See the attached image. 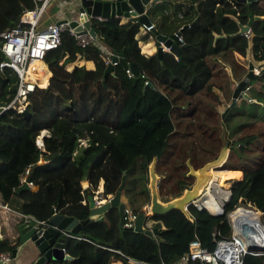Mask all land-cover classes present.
<instances>
[{
    "label": "trees",
    "instance_id": "16d2710c",
    "mask_svg": "<svg viewBox=\"0 0 264 264\" xmlns=\"http://www.w3.org/2000/svg\"><path fill=\"white\" fill-rule=\"evenodd\" d=\"M180 1L196 2V21L180 29L184 45L179 48L178 59L168 51H163L160 58L155 52H140L135 39L138 22L121 21L118 17L91 18L90 26L97 39L120 54L126 63H132L142 75L134 81L119 63L103 74V52L93 44L78 46L71 35L62 32L59 45L43 56L50 71L46 83L43 67L45 74L40 86L45 87H36L26 96L29 118H23L10 107L0 112L1 203L40 221L46 222L51 217L52 206L59 214L82 220L89 214L86 194H93L99 180L102 197L113 194L122 181L120 194L129 192V200L126 195L123 198L137 214L141 210L131 205L130 194H143L144 201L148 199L145 167L150 162L157 159L161 167H186L183 162H175L183 156L174 149L182 148L181 143L176 141L171 149L168 139L187 127L207 135L209 142L200 161L197 155L190 157L198 160L197 166L188 162L193 170L203 167L205 171L218 164L216 169L239 170L241 178L231 182L223 213L216 216L192 205L184 210L182 205L188 200L174 204L173 196L164 197L165 203L159 202L153 192V199L162 206L169 202V209L149 217L157 230L152 237L120 227L117 207H107L101 218L88 219L75 234L90 242L66 237L64 251L72 258L70 264H109L116 257L124 261L121 254L151 263H173L186 251L193 237L211 249L213 238L228 235L225 214L235 206L264 211V92L256 91L249 96L247 91L253 79L247 80L245 96L238 98L251 104L244 113L252 118L254 127L244 135L234 130L220 138L218 120H226L236 102L229 103L221 116L214 109L221 99L212 90L214 86L219 88L212 80L219 61L227 62L236 81L245 75L238 77L235 69L243 67L234 61L233 52L245 56L249 47L252 61L264 60V4L258 0L248 4L234 0ZM34 3L0 0V31L11 27L22 10L31 9ZM175 4L183 14V4L186 9L191 7L186 2ZM247 24L249 36L245 37L239 27ZM77 59L91 60L93 68L73 64ZM256 78L262 80L261 75ZM16 82L10 68H0V105L12 98ZM181 123L180 129H176ZM41 130L46 134L41 136L42 144L38 147L35 138ZM78 138H85L86 145L72 155ZM217 145H222L220 153L214 151ZM136 158L138 165L134 164ZM25 168L26 177L36 189L15 191L18 176ZM212 174L225 188L228 186L223 183L225 179L239 177L235 170H213ZM166 175L170 177V173ZM164 179L163 175L161 186ZM82 180L87 182L86 188L81 187ZM216 231L219 235H212ZM12 248L10 241L0 240V251L10 252ZM241 264H264V255L245 253Z\"/></svg>",
    "mask_w": 264,
    "mask_h": 264
},
{
    "label": "built area",
    "instance_id": "2783aa9c",
    "mask_svg": "<svg viewBox=\"0 0 264 264\" xmlns=\"http://www.w3.org/2000/svg\"><path fill=\"white\" fill-rule=\"evenodd\" d=\"M34 6L31 9H23L18 16L17 21L9 28L0 31V51L5 55L6 60L0 59V68L8 67L16 75L17 82L14 95L5 104L0 105V112L7 108H12L19 112L25 108L27 103L26 96L32 92L36 87L40 86L36 80L38 73L41 71V67L37 65V61L43 60V56L49 49L56 48L60 43V37L62 32H67L71 35L78 46H85L88 44L96 45L103 52V62L106 65L110 63L112 66L117 64V60H111L112 51L108 49L101 41H99L96 35H91L87 29L83 32H77L68 25L69 19H75L78 21V15H82L84 12H76L74 17L65 18V21L56 23L55 21H48L44 24H40V17L43 10L49 0H33ZM38 1V3H37ZM104 1V0H102ZM131 10V9H130ZM128 10L127 12H129ZM137 14L128 15L124 17V20H131L132 22H138L139 27L135 33V39L139 45V50L143 54H147L144 50L140 49L142 43L146 44V40L152 38L153 34L149 32L154 29V23L149 20L148 24H144L138 21ZM92 17L85 15V19L89 22ZM99 19V18H97ZM81 23V22H79ZM145 35V37H142ZM245 37L249 36V31L243 32ZM177 41L182 43L181 36H177ZM163 51H168V47L162 45L159 42ZM169 52V51H168ZM47 67V66H46ZM124 71L128 77L132 75V72L128 68H124ZM140 77L142 75L140 74ZM48 78V76H47ZM46 78V83H47ZM144 84H148L146 80H143ZM246 87L242 90L245 93ZM17 102V103H15ZM35 144L41 146V136L35 138ZM86 145L85 138H78L76 145L71 154H75L79 147ZM28 169L18 176L19 184L25 182L26 185L31 188L33 183L28 179L26 180ZM211 177L208 178L202 190L193 198L183 203L182 209L186 210L188 205H192L196 209H205L211 215H220L223 213V204L228 200L229 187L224 189L223 194L217 193L216 187L210 183ZM157 178L153 184L149 185V190L157 188ZM94 194V193H93ZM95 205H98L108 198L93 197ZM0 206L8 209L5 205L0 203ZM51 215L57 213L55 207L52 206ZM238 209H243L254 215L253 218H241L237 219L235 213ZM143 214L142 227L151 228L148 224L149 217L152 215L150 210V202L145 203L141 208ZM136 214L133 213L126 205L123 206L122 227H131ZM26 217V216H25ZM29 220L35 223H45V221L36 220L33 217L27 216ZM226 222L229 226V233L225 236H218L213 238L214 244L211 249H207L200 241L193 237L188 241L186 251L173 263L169 264H241L243 254L249 253L253 255H264V211L250 208L248 206L238 205L229 210L225 214ZM247 223L252 228V232L249 237V241H246L240 233V224ZM219 235L218 232L213 234ZM67 236L81 238L90 242L86 237L76 236L73 234H67ZM247 242L253 243L255 249L247 250ZM125 264H165L163 262L151 263L143 260L134 259L121 254ZM11 259L9 251H0V264H7Z\"/></svg>",
    "mask_w": 264,
    "mask_h": 264
},
{
    "label": "water",
    "instance_id": "95a60500",
    "mask_svg": "<svg viewBox=\"0 0 264 264\" xmlns=\"http://www.w3.org/2000/svg\"><path fill=\"white\" fill-rule=\"evenodd\" d=\"M156 0H79V5L77 6L76 12H84L82 15H78V21L75 19H69L68 25L73 28V30L77 32H83L84 29H87L91 35H94V31L90 26V22L85 19V15H88L92 18L99 19H107L113 17H127L128 15L137 14V19L139 22L148 24L149 20L147 14L145 13V6L150 5ZM238 3L248 4L253 0H234ZM196 5V2H193ZM131 9V10H130ZM130 10L129 12H127ZM251 19H249L250 21ZM61 21H65V19H60L55 21L59 23ZM196 19H193V22ZM81 22V23H79ZM190 24V22L188 23ZM180 27L174 33L165 34L162 32H157L155 29H152L151 32L153 34V39L156 43L155 54L157 57H161L163 52L161 45L168 47V51L174 55L175 58L178 59L179 48L184 45V43H180L177 41V36L180 35ZM248 29L247 25H241L239 27V32H244ZM0 59L2 61L6 60L5 55L0 51ZM111 60H117V62L123 67L128 68L132 75L130 79L132 81L135 80L136 77H140L138 71L134 68L132 63H126L120 54L116 51H112ZM251 64L247 66V72L244 78L237 81L231 91V101L232 105L235 100L242 96H245V93L242 90L245 87V84L252 76ZM112 69V65L107 63L105 65L103 74H106ZM256 74V73H255ZM254 74V75H255ZM20 114L23 118H29V112L24 108L20 111ZM223 113H221V116ZM158 155H156L157 157ZM123 173V172H122ZM28 180V178H26ZM122 188V181L118 184L116 190L113 194L109 195L108 199L103 200L98 205H95V201L93 199V195L91 193L86 194L87 207L89 209V214L87 218L78 220L72 216H67L59 213H55L51 215V217L45 223H35L32 220L24 219L20 223L16 225V230L18 234V241L23 243L25 241H30L32 246L34 247L35 258L29 264H55L59 263L62 260H69L71 257L64 253V242L66 239V233L75 235L80 227L88 220V219H99L101 218V213L109 206H116L118 209V224L122 227V217H123V206L124 204L119 201L120 191ZM32 190L29 188L25 182L20 183L15 191L19 190ZM95 197L101 199L102 197ZM169 209V206H162L156 200L151 199L150 201V210L151 214H163ZM143 222V214L141 212L137 213L132 226L129 229L137 232H142L147 236H154L157 233L156 227H142ZM252 232V228L247 223L240 224V233L244 237L246 241H249L248 234ZM247 250L255 249V245L253 243L247 242ZM10 255L13 257L15 255V248L10 250ZM2 264V263H1Z\"/></svg>",
    "mask_w": 264,
    "mask_h": 264
},
{
    "label": "rangeland",
    "instance_id": "374dc122",
    "mask_svg": "<svg viewBox=\"0 0 264 264\" xmlns=\"http://www.w3.org/2000/svg\"><path fill=\"white\" fill-rule=\"evenodd\" d=\"M258 1L260 4H264V0H258ZM168 4L172 5L175 9H177V6H179V5H176L175 2L174 3H168ZM56 6H58V5H54L52 0H50L49 3L46 5V8L43 10V12L41 14V20L43 18H46L47 15H52L54 12H56L58 10V8ZM152 6L153 7L150 10L148 8H146V12H147V16L151 19L152 22H154V18L152 16H154L156 18V17L162 15L161 11H159L158 8L163 9L164 7L160 6V5L156 6L155 4H153ZM182 6H183V11H184L185 10L184 8H186V7H184L185 6L184 4ZM193 7L195 9V5H193ZM156 9H158V10H156ZM62 10H63L65 17H70L75 12L74 5H64L62 7ZM165 10L166 11L168 10V12L170 13L169 15L166 16V20L167 19L170 20V19L175 17L174 14L168 8H166ZM195 11H196V9H195ZM165 23L168 24V21ZM170 23H171V21H170ZM149 40H151V39H149ZM151 42H153V41H151ZM232 58L234 59V61L236 63L242 65V67H243V70H241L240 68H237V69L234 68L237 72L238 77H240L242 74L246 75L248 64H251V66H252L251 71L253 74L248 79L249 80L253 79V80H251V83H250L251 87L247 91L248 95L253 96V93H255L256 91H260V90L264 92V88L262 87L263 83H264V81H263L264 80V60L260 61V62L252 61L250 58L249 52H248V54H246V52H245V56L238 55V57H236L234 54H232ZM218 61H219V59H218ZM219 62L216 66L217 67L216 75L213 76L212 80L214 81V84H218L219 88H216L217 91L216 90H214V91L217 94L218 98L221 99V103L215 104L214 109L216 110L217 113H220V115H221V113L224 114L225 109H226L225 107L231 101V91H232L234 85L237 83V81L234 79L233 72L230 70V67H229V65H227V62H224L221 64ZM43 74H45V72ZM245 75L244 76L242 75L241 77L244 78ZM257 75H261L262 80L257 79L256 78ZM227 79H229L228 83H227ZM227 86H228V88H227ZM214 89H215V86H214ZM224 89H227L228 91H226ZM209 97H211V95ZM235 102H236V105L228 111V118L224 121H222V119L218 120L219 128L217 130H218V134H219L220 138L222 137V134H224V136H228L229 134H232V132L234 130H239V132H237L236 134L239 133L238 135H244V133H248L250 131V129L252 127H254V125L251 124L252 118L248 117V114L244 113L245 109L248 110V108L251 106V104L248 103L245 98L244 99L238 98V99H236ZM240 112H242L244 114H241ZM217 118H218V114L215 117V120ZM182 124L183 123H181L179 126H176V129H180V126H182ZM208 124L210 125V124H212V122L209 121ZM250 125H252V126H250ZM44 134H46V131L41 130L39 132V134L37 135V137H40L41 135H44ZM233 136H235V134ZM232 138H234V137H232ZM176 141L178 143H181L182 148H179L178 146L174 147L175 152L180 151V153L184 157L180 155V158L178 157L177 160H175V162H178V163L183 162V163H185L186 167H161L159 164V161L157 159H155L153 162H150L147 165V167H145L146 187H147V191H148V199H146V201H144L145 197L143 194H135V193L130 194L131 205L133 207H139L141 210V208H143L145 203L149 202L150 197L152 199L153 192L155 193L156 199L159 202L165 203V201H163L164 197L170 199L173 196V199H172L173 203L174 204H180L181 202H183L185 200H190L191 198L195 197L202 190V187L205 185L208 178L211 177V173L213 170L225 171V172H230V171L236 170V169H231V170L216 169L218 164L208 167L205 171H203V167H198L197 168L198 170H196V169L193 170V167H191L190 164L197 166L198 165L197 158L200 161L202 156L207 152V146H209L208 145L209 142L208 143L206 142L207 141V135H203V133L200 134V132L198 130H192L190 127H187L185 131L179 132V130H178L173 136H171L168 139V143L171 144V149H172L174 143H176ZM221 147H222V145H217V148H215L214 151L215 152L217 151V153H220ZM227 151H228L227 149H224V153H227ZM192 155H197V158L194 157V158L190 159V157ZM186 161H187V163H186ZM138 162H139V158H136L134 160V164L138 165ZM188 162L190 164H188ZM169 173H170V177L168 178V176L166 174H169ZM163 175L166 177V179L163 180L164 182L162 183V186H161V181H162ZM156 178L158 181L157 188L149 190V185L154 183ZM236 179H238V176L234 177V178H227L224 180L223 183H224V185H226L228 183L227 184L228 185L227 188H228V187H230L231 182L233 180H236ZM34 188H36V187L35 186L32 187V189H34ZM224 188H225V186H224ZM122 194L126 195V200H129V192L128 191L126 193L123 192ZM121 198L125 202V204H127L125 199L123 197H121ZM169 201L171 202V200H169ZM168 203H166V205ZM128 207H131V206L128 205ZM147 220H149L150 226L153 227V222L151 223L150 218Z\"/></svg>",
    "mask_w": 264,
    "mask_h": 264
},
{
    "label": "crops",
    "instance_id": "0c3cea01",
    "mask_svg": "<svg viewBox=\"0 0 264 264\" xmlns=\"http://www.w3.org/2000/svg\"><path fill=\"white\" fill-rule=\"evenodd\" d=\"M49 1H48V3H49ZM52 2L54 5H58V6H56L58 8V10L56 12H54L52 15H47L46 18H43L40 21V24H44L48 21H57L60 19L69 18V17L64 16V13L62 10V7L64 5H74L75 12L70 17H74L76 15V9H77V6L79 5V0H52ZM174 2H186V3L190 4L191 7H190V9L184 8L185 14H183L184 12L178 11V9H175L172 5L168 4V3H174ZM153 4H155L156 6L160 5V6L164 7L163 9L158 8L159 11H161L162 15H160L156 18L154 16H152V17L154 18V22H153L154 23V29L158 30L159 32L165 33V34L174 33L175 31H177V29H179L183 25H187L189 22H191L196 15V13H195L196 11L193 7L194 3H191L188 1H180V0L179 1L156 0L153 3H151L150 5L145 6V13L146 14H147L146 8H148L149 6H152ZM166 8H168L174 14V16H175L174 18H172L170 20L169 19L166 20V16L169 13L168 10L167 11L165 10ZM158 9H156V10H158ZM118 18H120L121 21H126L123 19L124 17H118ZM148 20L151 21V19L149 17H148ZM167 21H168V24L165 23ZM170 21H171V23H170ZM149 34H152V32L150 31ZM142 37H145V35H142ZM150 39L151 40H149V39L146 40V42H147L146 44L142 43L140 45V49L144 50L147 54L154 52L155 48H156L155 40L152 38H150ZM151 41H153V42H151ZM248 52L250 54L249 47L246 48V54H248ZM233 54L236 57H238L237 53L233 52ZM37 63L40 64L39 65L40 67L42 66L41 71L38 73L37 80H36V82L39 85H41L40 81L44 75L43 74L44 73L43 67L45 66L46 78H47V76L48 77L50 76V71H49L48 67H46V64L43 60L37 61ZM73 64L83 65L87 69L93 68V63L91 60L77 59L73 62ZM70 67H71V65H68L67 69H69ZM47 80H48V78H47ZM212 90H216V88L215 89L212 88ZM220 170H231V169H220ZM235 171L239 172V177L237 179V181H238L241 178V172L239 170H235ZM80 185L82 188H86L88 184L85 180H82L80 182ZM31 189H32V187H31ZM35 189L36 188L32 189V191ZM100 191H101V180H99L97 187H96V190L93 192L94 194H92L93 197L95 195L96 196L99 195ZM105 197L108 198L109 195H106ZM121 197H123V196L120 194L119 201H121L124 205L128 206L127 204H125V202L122 200ZM0 203H1V199H0ZM25 216L27 217L30 215L21 214V213L14 211L12 209H3L2 213L0 215V226H1L0 240L1 239H7L8 241H10V244L14 245V248H15V255L13 257H11V259L7 262V264H29V263H31V261L36 256L35 252H34V247L32 246L30 241L27 240L23 243H20L18 241V238H17L18 234H17V230H16V225L18 223H20L21 221H23L24 219H27ZM30 217H32V216H30ZM150 221H151V223L153 222V224L155 223L154 220H152V219H150ZM105 222L108 223L107 221H105ZM148 224L150 225L149 220H148ZM67 234H69V233H66V235ZM66 237H69V236H66ZM63 251H64V249H63ZM64 253H66V252L64 251ZM71 259L72 258H70L69 260H67V259L62 260L59 262V264H70ZM71 264H73V263H71ZM109 264H125V262L122 261L120 258L116 257V258L111 259Z\"/></svg>",
    "mask_w": 264,
    "mask_h": 264
},
{
    "label": "bare ground",
    "instance_id": "6f19581e",
    "mask_svg": "<svg viewBox=\"0 0 264 264\" xmlns=\"http://www.w3.org/2000/svg\"><path fill=\"white\" fill-rule=\"evenodd\" d=\"M15 103H17V102H15ZM210 183L216 187L217 193H219V194H223L224 193L223 190L226 189V188L222 187L221 181L219 179H217L215 176H213L212 173H211V181H210ZM3 209H6V208L0 206V215H1ZM237 211L238 212L235 213V217L237 219L247 218V217L253 218L254 217V215L249 214V212L244 211L243 209H238ZM0 230H1V226H0ZM250 234H251V232L248 234V237H250Z\"/></svg>",
    "mask_w": 264,
    "mask_h": 264
},
{
    "label": "clouds",
    "instance_id": "9594fccd",
    "mask_svg": "<svg viewBox=\"0 0 264 264\" xmlns=\"http://www.w3.org/2000/svg\"><path fill=\"white\" fill-rule=\"evenodd\" d=\"M99 196V195H98ZM101 197V196H100ZM102 198H106V197H102Z\"/></svg>",
    "mask_w": 264,
    "mask_h": 264
}]
</instances>
